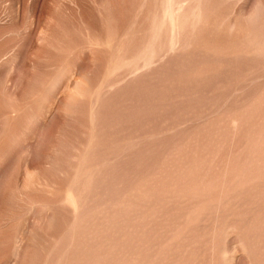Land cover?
<instances>
[{
	"label": "rangeland",
	"instance_id": "rangeland-1",
	"mask_svg": "<svg viewBox=\"0 0 264 264\" xmlns=\"http://www.w3.org/2000/svg\"><path fill=\"white\" fill-rule=\"evenodd\" d=\"M0 264H264V0H0Z\"/></svg>",
	"mask_w": 264,
	"mask_h": 264
}]
</instances>
